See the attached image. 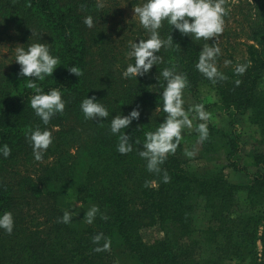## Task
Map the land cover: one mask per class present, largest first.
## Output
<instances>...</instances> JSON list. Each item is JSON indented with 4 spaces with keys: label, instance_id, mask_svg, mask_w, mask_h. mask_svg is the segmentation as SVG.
<instances>
[{
    "label": "trees",
    "instance_id": "1",
    "mask_svg": "<svg viewBox=\"0 0 264 264\" xmlns=\"http://www.w3.org/2000/svg\"><path fill=\"white\" fill-rule=\"evenodd\" d=\"M142 2L0 0V146L11 148L9 157L0 155V214L10 211L14 218L11 234L0 229V264H264V212L237 211L243 190L249 205L264 202V149L252 156L256 172L244 185L190 175L181 158L182 140L159 173L149 172L139 156L144 133L154 131L166 116L161 90H153L164 83L159 73L165 67L185 74L191 93L210 85L225 115L249 112L254 125L264 126V0H250L252 10L243 15L245 41H237L228 29L219 40L190 39L171 33L163 22L161 37L171 34L174 43L161 49L162 62L146 76L126 79L122 73L134 63L127 56L130 42L148 36L138 17L128 18ZM88 16L93 18L91 28L84 23ZM228 18L227 13L224 21ZM36 42L48 43L60 59L52 77L36 81L45 92L58 88L63 93L65 109L48 125L31 108L35 89L26 86L28 78L18 76L20 65L14 61L16 47ZM6 43L8 56L3 55ZM206 43L221 50L216 66L224 78L215 82L196 69ZM237 64L247 65L242 75L234 71ZM72 67L83 74L70 73ZM87 96H95L108 109L107 119L84 118L80 103ZM134 108L140 118L123 130L133 151L121 154L111 120ZM37 127L53 137L40 161L34 159L27 138ZM222 135L228 139L227 133ZM230 144L232 140L225 143ZM231 165L249 176L246 168ZM195 190L208 213L209 225L202 231L195 226L196 207L187 203V195ZM93 206L99 212L89 224L85 214ZM43 211L47 222L41 228L37 215ZM65 211L72 212L71 223L60 222ZM156 224L168 225L173 235L144 243L140 231ZM100 233L99 244L93 243L92 237ZM194 234H203L201 241L200 235L192 240ZM105 241L108 249L96 251Z\"/></svg>",
    "mask_w": 264,
    "mask_h": 264
},
{
    "label": "clouds",
    "instance_id": "2",
    "mask_svg": "<svg viewBox=\"0 0 264 264\" xmlns=\"http://www.w3.org/2000/svg\"><path fill=\"white\" fill-rule=\"evenodd\" d=\"M134 17L139 18V23L147 32L146 39H139L138 42H130L128 56L134 58V63H129L122 75L126 79H136L150 73L153 66L162 62L159 55L162 48L171 47L174 43L170 34L166 39L160 35L163 22L171 26V33L175 30L181 36H187L195 40H213L224 31V17L227 10L224 7V0H143V2L133 8ZM84 23L93 27V18L88 16ZM34 35V33H32ZM220 48L213 44H205L200 51L196 69L207 79L216 81L223 79V75L218 71L216 58L220 55ZM20 65L18 76L26 77V86L35 89V93L30 99V106L35 115L40 118L44 125H48L51 118L57 113H62L65 109L63 93L58 88H51L45 92L37 86L36 81H43L46 77L53 75L60 59L50 51V46L46 42H36L25 47L15 48V60ZM231 63V61H226ZM247 65L237 64L235 73L242 75L246 71ZM77 77L83 73L80 69L72 67L68 69ZM163 78L160 97L162 99V111L166 114L163 121L154 131L144 133V141L139 156L147 161L146 168L149 172H161V165L164 164L168 155L174 154L183 139L182 132L185 129H192L194 122L203 121L196 126L199 133V142L205 141L209 136L207 121L211 119V114L205 110L203 103H198L185 108L184 91L189 85L187 76L178 73L174 67H165L159 73ZM35 78V79H32ZM157 80V76L155 77ZM158 81V80H157ZM159 83V81H158ZM237 80L236 84L239 85ZM80 109L85 119L103 121L109 117L108 109L96 99L95 96L86 97L80 103ZM140 110L134 108L127 115L113 116L111 120V133L119 134L118 151L127 154L133 151V144L130 136L126 134L134 120H139ZM27 138L31 142L34 159L40 161L49 146L53 143V137L49 130H41L37 127L30 130ZM0 155L7 158L11 155V148L8 145L0 146ZM186 156L192 157L194 152L188 151ZM170 177L165 172L163 181L169 182ZM99 209L91 207L86 215L87 223L92 224ZM72 212L65 211L60 222L68 224L72 221ZM106 219V217H105ZM14 228V218L10 211L0 214V229L11 234ZM103 234H96L92 237L93 243L99 244ZM109 243L105 241L102 247H97L96 251L107 250Z\"/></svg>",
    "mask_w": 264,
    "mask_h": 264
},
{
    "label": "rangeland",
    "instance_id": "3",
    "mask_svg": "<svg viewBox=\"0 0 264 264\" xmlns=\"http://www.w3.org/2000/svg\"><path fill=\"white\" fill-rule=\"evenodd\" d=\"M225 8L229 15L228 21L225 20V23H229V26L224 24V30L228 29L237 41H245L244 32L240 29L243 26V15L252 10L250 0H226ZM128 18L133 19V13L130 12ZM216 38L219 40L220 36ZM8 46L9 44L6 43V48L3 50L5 56H8ZM153 90L160 91L162 89L161 86H154ZM184 100L186 109L194 104L203 103L205 110L211 114V119L207 121L209 136L205 141L199 142V133L196 131V126L203 121H195L192 129H185L182 132L181 158L189 174L202 180L224 178L230 183L239 185L250 182V176L256 172L251 163V158L264 149V126L254 125L249 112L232 117L225 115L222 107L218 104L213 88L207 84L200 85L195 94L185 89ZM222 132L228 134V139L223 137ZM231 140L234 145L230 144V147H226L225 143H230ZM235 145L237 150L233 151ZM188 151L194 152L195 155L186 156L185 153ZM227 153H231L230 157L227 156ZM231 164L239 169L246 168L249 176H246V171L244 173L236 172ZM239 196H241L240 201L237 202L239 213L255 215L264 212V202L256 200L255 202L252 201V205H249L245 201L247 196L245 190ZM201 201V198L196 196V190L187 195V203L196 207L194 212L195 226L200 228V231L205 230L206 226L209 225L208 213L202 208ZM44 214L46 212L43 211L37 215L39 220L37 222H40L41 228H44L47 222ZM172 232L173 230L168 225L163 227L156 224L142 229L140 236L144 243L153 244L165 239L166 235H173ZM198 235L200 234H194L191 239H197ZM200 236L198 237L199 241L203 238V234Z\"/></svg>",
    "mask_w": 264,
    "mask_h": 264
}]
</instances>
